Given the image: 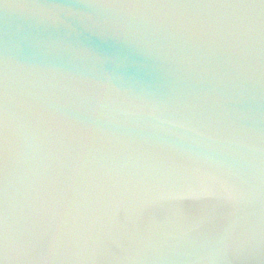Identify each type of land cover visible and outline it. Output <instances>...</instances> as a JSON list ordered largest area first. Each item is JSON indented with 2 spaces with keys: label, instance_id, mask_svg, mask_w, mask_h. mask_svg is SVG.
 Listing matches in <instances>:
<instances>
[{
  "label": "water",
  "instance_id": "obj_1",
  "mask_svg": "<svg viewBox=\"0 0 264 264\" xmlns=\"http://www.w3.org/2000/svg\"><path fill=\"white\" fill-rule=\"evenodd\" d=\"M0 264H264V0H0Z\"/></svg>",
  "mask_w": 264,
  "mask_h": 264
}]
</instances>
